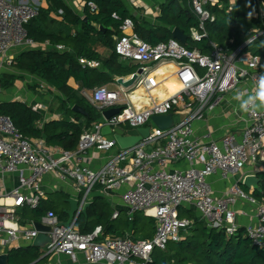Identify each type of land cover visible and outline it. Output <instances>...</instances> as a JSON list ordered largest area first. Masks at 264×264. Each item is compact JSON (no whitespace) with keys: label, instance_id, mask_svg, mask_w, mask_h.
<instances>
[{"label":"built area","instance_id":"2783aa9c","mask_svg":"<svg viewBox=\"0 0 264 264\" xmlns=\"http://www.w3.org/2000/svg\"><path fill=\"white\" fill-rule=\"evenodd\" d=\"M232 11L238 0H229ZM134 10L148 13L149 5L143 0H127ZM221 5V0H191V6L200 20L198 28L191 30L193 41L209 39L207 22L216 17L208 6ZM93 11L94 4H90ZM39 7L25 2L0 0V56L14 48H32L35 42L28 38L26 26L38 16ZM160 13L159 6L152 18ZM63 11L59 12L61 16ZM254 18L264 23V1L257 3ZM122 35L115 36V51L124 60L140 63L142 74L134 86L146 83V94L153 90L148 78L153 70L171 64L174 77L181 90L173 96L148 103L146 97L135 101L133 89L121 85L111 90L107 86L93 90L91 100L100 111L101 119L82 134L76 151H60L47 147L44 139L31 141L16 127L10 117L0 115V172H19L20 185L7 199L12 203H0V245L7 248L13 241L23 238L33 244L38 236L33 224L21 225L17 218L19 209H38L46 193L41 180L51 174L64 184L75 188L79 206L69 226L56 213L49 211L41 223L53 228L51 243L43 250L44 255L63 254L77 262L82 256L86 264H149L156 249L166 250L170 242H180L182 232L193 226V221L180 218L182 207H191L214 230L225 231L231 237L238 234L241 226L233 206L239 200L248 202L257 210L260 223L250 224L245 230L253 245L264 250V203L246 193L239 183L230 188L225 196L216 198L208 178L222 174L232 176L248 165L264 162V109L248 113V126L238 133L225 135L220 141L199 140L193 125L204 120L214 111L223 96L230 93L239 82L252 79L257 82L259 71L264 68V57L246 48L264 33L255 36L236 50L229 52L211 41V52L191 50L176 39L151 45L134 31L131 19H126ZM232 43V41H231ZM65 51L66 47L57 45ZM83 68H94L95 61L80 59ZM118 82V81H117ZM133 86V87H134ZM150 104V105H149ZM145 105V107H144ZM147 105V106H146ZM140 106V108H138ZM42 108L36 106L35 111ZM121 108L120 114L107 121L103 112ZM173 114L185 116L180 123L167 130L156 127L153 116ZM151 123V125H150ZM150 125L149 137L137 146L118 149L112 136H105V126L112 129L126 127L137 134L138 129ZM113 153L99 170L90 167L91 150ZM186 164L181 169L176 166ZM100 187L105 191L125 188L122 196L130 222L138 213L156 221L152 240H137L130 235L115 237L105 235L102 226L92 232L82 233L78 222L88 204L90 194ZM2 201V200H0ZM8 201V202H9ZM120 212L113 214L118 219Z\"/></svg>","mask_w":264,"mask_h":264},{"label":"trees","instance_id":"16d2710c","mask_svg":"<svg viewBox=\"0 0 264 264\" xmlns=\"http://www.w3.org/2000/svg\"><path fill=\"white\" fill-rule=\"evenodd\" d=\"M46 1L48 7H39L38 16L26 26L28 38L36 43L49 41L55 45L63 44L67 49L23 52L12 64L19 71L39 76L58 91L62 95L59 97L60 111L71 116L74 121L63 119L38 127L42 116L21 102L0 104V115L10 117L31 141L46 136L48 145L68 151L76 150L84 131L91 129L101 119L100 111L79 91L71 88L69 80L73 78L83 90L92 91L97 87L116 84L115 77H125L139 69L138 65L122 60L115 51L114 37L122 35L121 27L126 19L133 21L135 33L148 44L169 42L174 39L173 30L178 28L188 37V49L205 54L211 52V41L232 52L254 37L256 30H264L263 22L253 16L257 8L256 0H238L232 11H229V0H221V5L208 6L216 21L207 22L209 39L199 42L193 41L191 37V30L200 24L191 0H161L159 15L151 18L154 21L144 19L142 11L133 10L126 0H80L84 5L81 12L66 0ZM245 1L249 2L247 9L243 8ZM90 4L96 6L95 11ZM60 11H63L61 21L51 17L53 13L59 15ZM100 27H104L105 32ZM98 45L110 50L109 58L100 57L96 52ZM245 51L264 57V33ZM80 58L100 61L103 70L83 69ZM158 71L162 73L164 69ZM17 79V76L5 75L1 85L5 89L12 88ZM75 105L85 109L89 117L74 113L72 108ZM258 176L264 180V173ZM241 187L249 193L242 184ZM251 195L264 203V181L262 192ZM63 203H66V198ZM59 206L49 199L42 201L38 209H25L31 212L34 221L42 220L48 211L56 213L61 221H66L67 214ZM179 215L182 219L192 220L193 226L182 232L180 242H170L166 250H154L153 260L149 264H264V250L253 245L245 228L241 227L237 235L229 237L225 231L211 229L191 207L180 208ZM112 216V208L98 197L88 208L87 215L80 218L78 227L82 233L92 232L102 226L107 236L124 237L130 234L137 240L153 239L156 230L154 219L142 213L136 214L132 222L125 216L118 220H113ZM43 256L41 249L32 246L14 249L9 252V264H34L36 261L35 264H40L46 259Z\"/></svg>","mask_w":264,"mask_h":264},{"label":"crops","instance_id":"0c3cea01","mask_svg":"<svg viewBox=\"0 0 264 264\" xmlns=\"http://www.w3.org/2000/svg\"><path fill=\"white\" fill-rule=\"evenodd\" d=\"M13 1L15 3L25 2L43 8L48 7L46 0H13ZM66 1L69 4H71V6H73V8L76 9L78 12L82 11L84 5L80 0H66ZM261 1L264 0H256L257 3ZM143 2L149 3L148 0H143ZM51 17L60 21L62 20V17L55 13L51 14ZM58 45H63V44H58ZM56 46L57 44L56 45L52 44L49 41L45 43L35 42V45L32 48L12 49L6 55L5 57L6 60H4V57L0 56V104L9 103V102H21L26 104L33 111H35L34 109L36 106H41L42 108L35 111L42 116V120L37 123L38 127H42L45 124H50L55 121H62L63 119H67L71 121H74V119L71 116H68L60 111L59 97H62V95L58 91L52 89L50 85L39 76L32 75L30 73L15 69L12 63L23 52L33 51V50H42V51H47L51 49L57 50ZM96 52L99 53L102 59H107L111 55L110 50L101 45L96 46ZM127 61L134 65H138L139 69L141 68L140 63L134 62L132 60H127ZM95 62L98 64L97 67L94 68L82 67V68L103 70L101 62L100 61H95ZM161 68L164 69L162 73L158 71ZM161 68L153 70L150 76L148 77L151 81L150 87L153 89L151 90L150 94H146L147 91L146 83L143 86H141V88L140 85L132 87L133 97L135 98V101L137 100L140 102V99L146 97L148 103H150V101L152 100L156 102H160L173 96L175 93L181 90V85L179 81L174 77V73H175L174 66L169 64V66L166 67L162 66ZM5 75H13L18 77L12 88L5 89L2 87L1 79ZM132 75L133 74L125 77H115L116 84L109 86L107 85V87L110 88L111 90H116L118 89L119 86L117 82L119 78L128 79L131 78ZM261 75H264V68L261 69V71H259V77ZM256 84L257 82L253 81L252 79L242 80L237 84L234 90L224 95L218 107L214 111L206 114L204 120L194 123L193 128L196 138L199 140L211 139L214 141H220L225 135L230 133H238V135H240V132L248 126V113L243 112L240 109L239 105L243 99H247V96L254 92ZM68 85L74 90L79 91L82 96H84L91 104H93L91 100L93 90L92 91L83 90L81 88V85L78 82H76V80L73 78L69 80ZM237 93H240L241 100H237L235 98ZM138 108H140V106ZM179 116H181L182 118L185 117L182 115ZM124 129L126 130V132L133 134L135 133L130 129L128 130L126 127H124ZM111 136L113 137V135ZM45 137L46 136H44V138L42 139H44L46 142ZM46 145L47 147L57 151L64 150L58 146L48 145L47 142ZM115 152L117 151L115 150L113 153ZM113 153L99 152L95 149L91 150L89 152L90 156L93 158L91 159V163H90L91 169L95 171L99 170L101 167L105 165V163H107L109 157ZM176 167L184 169L187 166L186 164H179ZM258 172L264 173V162H259L256 165H248L243 171H241L236 175L227 176V177L223 176L222 174L213 175L208 178V183L210 184L213 190L214 196L216 198H221L225 196L226 192L230 188H232L236 183L240 184L243 182L246 176L251 174H256ZM41 184L43 190L46 193L42 201H48L49 199H51L55 205L57 206L60 205V207L65 210V212L70 209V204L68 203L67 200L72 198L78 199L77 192L73 187V185L62 183L55 176V174L45 176L41 180ZM19 185H20L19 172H8V173L0 172V200H2V203H8L9 200L7 199V196ZM124 191H125L124 187L120 190L111 191V192L105 191L100 187H97L90 194V199L88 204H92L96 198L101 197L112 208L113 214L119 211L121 214V217L119 218H122V216L127 217V209L124 205L122 198ZM252 193L253 192L249 190V194ZM65 198H66V203H63L61 205L60 202H63ZM233 209L237 213L236 215L237 223L242 228H246V226L250 224L258 225L260 223L259 218L257 216L256 208L250 205L248 202L239 200L233 206ZM17 218L20 221L21 225L28 227H30L31 224L35 225V223H41L42 221V220L34 221L31 218V212L29 210H26L25 208L18 210ZM118 219H113V220H118ZM67 220H68V215H67ZM22 222L26 224H22ZM29 246H32V244H29L23 238H20L18 240L13 241L9 246H7V253H9L14 249H21ZM42 258H46V259L44 262H41L40 264H77L72 260L71 257L63 254H51L47 256L44 255ZM37 262L38 261H36L35 263ZM77 262L79 264H86L82 256L78 257Z\"/></svg>","mask_w":264,"mask_h":264},{"label":"water","instance_id":"95a60500","mask_svg":"<svg viewBox=\"0 0 264 264\" xmlns=\"http://www.w3.org/2000/svg\"><path fill=\"white\" fill-rule=\"evenodd\" d=\"M100 30L105 32L104 27H100ZM173 36L174 39L181 42L183 45H187L188 43V37L180 31L178 28L173 30ZM142 68L138 69L136 73H134L131 78L125 79V78H119L118 84L125 87V88H131L134 86V84L137 82L139 76L142 74ZM73 112L76 114H80L84 117H89V114L86 112L85 109L82 107L75 105L72 108ZM122 111L121 108H111L103 112V117L109 121L112 117L120 114ZM152 123L158 127L161 130H167L174 126L175 119L174 115L168 114V115H161V116H153L151 119ZM150 128L151 126L148 125L146 127L138 129L137 134L126 132V130L122 127H117L115 129H112L110 126H105L102 130V134L105 136H111L113 135L115 141L117 142L120 149H129L132 147L137 146L143 139L149 137L150 135ZM46 138V137H45ZM258 172L256 174L248 175L244 178L242 184L245 188L248 190L254 192H262V183L263 179L259 177ZM70 204V209L66 211L68 215V220L66 222L61 223L60 225L69 226L72 222V219L75 215V212L78 209L79 201L75 198L67 200ZM91 204H87L83 210V214L87 215V210L90 207ZM35 229L39 231L38 236L34 239L32 247L44 250L50 243H51V235L53 228L49 225H46L44 223H35L34 225ZM0 264H9V253H7V248L3 245H0Z\"/></svg>","mask_w":264,"mask_h":264},{"label":"clouds","instance_id":"9594fccd","mask_svg":"<svg viewBox=\"0 0 264 264\" xmlns=\"http://www.w3.org/2000/svg\"><path fill=\"white\" fill-rule=\"evenodd\" d=\"M235 98L241 100L240 93H237ZM239 107L243 112L252 114L264 109V75L259 77L254 92L249 94L247 99H243Z\"/></svg>","mask_w":264,"mask_h":264},{"label":"rangeland","instance_id":"374dc122","mask_svg":"<svg viewBox=\"0 0 264 264\" xmlns=\"http://www.w3.org/2000/svg\"><path fill=\"white\" fill-rule=\"evenodd\" d=\"M148 1H149V3L148 2H146V3L149 5L150 8L148 10V13L144 14V19H149L151 21H154V19H151V18L153 17V14L155 12H157V7H158V5L161 4V0H148ZM248 3H249L248 1H245L243 4L245 7H243V8L247 9V7L249 5ZM260 27H261V25H260ZM262 27L264 28V23H262ZM183 120H184V117L182 118L181 116L175 115V122L176 123H180ZM150 125H151V123H150ZM60 203H61V205L63 204V202H60Z\"/></svg>","mask_w":264,"mask_h":264},{"label":"snow or ice","instance_id":"6c2138e0","mask_svg":"<svg viewBox=\"0 0 264 264\" xmlns=\"http://www.w3.org/2000/svg\"><path fill=\"white\" fill-rule=\"evenodd\" d=\"M0 203H2V201H0ZM8 203H12V201H9Z\"/></svg>","mask_w":264,"mask_h":264}]
</instances>
